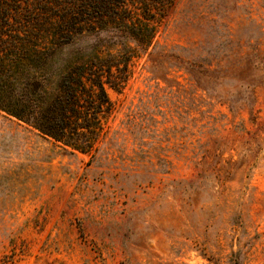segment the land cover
I'll use <instances>...</instances> for the list:
<instances>
[{"label":"rangeland","instance_id":"obj_1","mask_svg":"<svg viewBox=\"0 0 264 264\" xmlns=\"http://www.w3.org/2000/svg\"><path fill=\"white\" fill-rule=\"evenodd\" d=\"M151 24L145 49L73 47L134 48L95 150L0 111V264H264V0H168Z\"/></svg>","mask_w":264,"mask_h":264},{"label":"trees","instance_id":"obj_2","mask_svg":"<svg viewBox=\"0 0 264 264\" xmlns=\"http://www.w3.org/2000/svg\"><path fill=\"white\" fill-rule=\"evenodd\" d=\"M167 1L0 0V111L63 147L95 150L111 110L104 82L112 66L125 70L134 48L107 59L98 50L80 54L73 47L105 31L145 49ZM239 256L231 252V264Z\"/></svg>","mask_w":264,"mask_h":264}]
</instances>
